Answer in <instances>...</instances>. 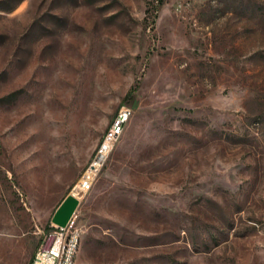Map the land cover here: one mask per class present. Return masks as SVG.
Here are the masks:
<instances>
[{
    "label": "rangeland",
    "instance_id": "rangeland-1",
    "mask_svg": "<svg viewBox=\"0 0 264 264\" xmlns=\"http://www.w3.org/2000/svg\"><path fill=\"white\" fill-rule=\"evenodd\" d=\"M69 194L80 264H264V0H0V264Z\"/></svg>",
    "mask_w": 264,
    "mask_h": 264
},
{
    "label": "built area",
    "instance_id": "built-area-1",
    "mask_svg": "<svg viewBox=\"0 0 264 264\" xmlns=\"http://www.w3.org/2000/svg\"><path fill=\"white\" fill-rule=\"evenodd\" d=\"M120 130L121 122L117 121L114 124L113 132L105 142L111 141L113 144L115 135ZM70 223L66 227L52 224V228L44 234L43 241L29 264H80L76 259L80 233L77 229L71 228Z\"/></svg>",
    "mask_w": 264,
    "mask_h": 264
},
{
    "label": "water",
    "instance_id": "water-1",
    "mask_svg": "<svg viewBox=\"0 0 264 264\" xmlns=\"http://www.w3.org/2000/svg\"><path fill=\"white\" fill-rule=\"evenodd\" d=\"M79 204V198L73 194H69L54 212L51 219L52 224L59 227H66L72 220Z\"/></svg>",
    "mask_w": 264,
    "mask_h": 264
},
{
    "label": "bare ground",
    "instance_id": "bare-ground-1",
    "mask_svg": "<svg viewBox=\"0 0 264 264\" xmlns=\"http://www.w3.org/2000/svg\"><path fill=\"white\" fill-rule=\"evenodd\" d=\"M75 196V195H74ZM77 197V196H76ZM78 198V197H77Z\"/></svg>",
    "mask_w": 264,
    "mask_h": 264
}]
</instances>
